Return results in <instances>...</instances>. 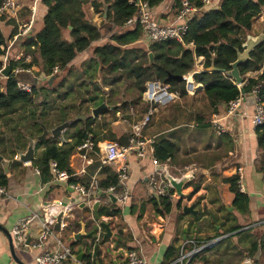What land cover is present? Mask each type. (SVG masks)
I'll return each instance as SVG.
<instances>
[{
  "label": "crops",
  "instance_id": "crops-1",
  "mask_svg": "<svg viewBox=\"0 0 264 264\" xmlns=\"http://www.w3.org/2000/svg\"><path fill=\"white\" fill-rule=\"evenodd\" d=\"M89 1L103 2V0ZM19 2H21V9L18 16L14 18L15 23L18 25V31L19 27L28 21L33 5L35 7V22L47 10L41 0H19ZM172 4L173 0H163L158 5L151 7V18L159 25L171 24L176 16ZM218 4L219 0H210V4L199 9L195 15H198L200 11L216 9ZM89 8L91 22L98 26L101 21L98 23L97 19L98 17L102 18V15L99 12L92 11L91 6ZM23 13H26V18L22 17ZM257 19L264 20V12ZM0 29L3 31L4 36L8 37L13 25L0 18ZM134 45L145 50L148 48V44L143 40L142 35ZM20 50L22 51V49ZM92 57L91 50L79 54L74 62V65L77 66L75 71H83L80 67L86 68L88 63L85 66H82V64ZM195 62L200 67H197L194 63L193 67L186 73L193 72L197 68L199 70L196 73L204 70L203 57H198ZM38 70L35 67L32 73L20 72L16 74V77L18 75L22 77L21 80L17 79V82L28 84L26 81L32 76L34 83L39 81V83H42L44 80L49 79L50 76L47 78L43 74L34 76L33 73ZM257 74L258 72H249L245 77L247 79ZM76 75H79V73ZM97 76H99L98 72ZM80 79H85V72ZM4 80L5 78L0 80V91L3 90ZM98 80L96 78L95 81ZM196 84L197 91L195 94H187L184 97L178 95L176 100L158 108L152 116V119H154L152 128H145L143 132L145 137L153 138L156 141L157 137L165 136L176 143L177 150L171 158H168L165 162H157V164H154L149 157L142 160H137L134 156L129 157L130 170L126 187L130 192V198L123 208L115 205L120 209L118 215L100 217L102 220L109 222L112 231V237L107 241L101 239L103 229L99 230L97 226L92 227V204H87L82 195L68 185H55L51 183L50 176L43 175L42 172L37 175L34 168L40 171L41 169L33 164V161L22 163L16 158L18 151H24L27 146L26 136L35 138L41 135L43 132L42 127L40 134L32 136L36 134L37 128H32L29 124L28 113L0 114V156L9 161L7 173L4 172L0 164V173H3L5 181V184L1 186L5 187L8 195L7 198L0 201V225L11 234L17 220L29 217L32 214L41 216L44 207L48 203L59 200L72 203L71 216H69L71 218L64 217L61 223L62 228L66 222H71L72 231L67 233L54 231L56 237L51 236L44 243V248L37 250L15 247V253L20 261L24 264H35L37 254L58 251L59 246L56 238L62 244L71 247V243L74 242L70 236L71 232L79 231L81 229L80 222L82 221L86 233L95 232L93 239L87 235L82 236L71 247L76 256L83 253L82 262H84L83 256L89 252L93 254L95 247H97L100 251V264H122L125 253L131 249L136 250L144 258L146 264H241L247 258L252 259L253 264H255L254 259L261 254V250L259 248L253 257L248 254V248L252 241L257 239L263 243L264 251V173L258 170L260 152L256 145V134L251 121L252 106L247 100H244L235 116L226 119L224 113L227 105L220 106L217 113L212 111L207 102L198 97L204 86L200 83ZM113 89L116 94L117 89L112 86L97 84L95 90L91 89L90 91L89 88V94L85 96L88 98V96L97 94L98 98L95 102H100L104 98V101L100 104L105 103L107 105L98 117H93L91 113L92 109L98 105L90 107L89 115L96 118L91 124L96 140L114 141L122 144L120 141H124L125 136L128 140L131 125L143 117L146 111H142V109L147 107V104L142 101L137 91L136 94L128 91L126 99H122L123 102H116L117 94H111ZM47 91L44 93H49H46L48 96L50 90ZM39 101L41 102V97L38 98ZM88 103L86 104L88 105ZM123 103L127 104L124 109L120 106ZM115 107H118V109L116 113H113ZM71 111L76 113L77 109ZM214 114H218L221 117L222 124L226 126V132L221 135L216 133L210 122ZM80 115H85L86 118L79 120L84 121L88 117L87 114L82 112ZM68 116L71 117L70 119L76 120V117H72L70 111L67 112ZM200 120L202 123L199 122ZM59 121L57 112L50 113L49 110L47 116L42 118L40 123L51 130L59 125ZM75 126L76 129L71 132L66 131L67 129L63 131L61 134L63 140L59 138L58 140L63 142L67 138V141H70L68 137L82 128L83 124L79 123ZM51 138L55 137L49 133L44 141H50ZM44 141L37 144L41 143L39 155L45 147ZM35 156L37 157L36 150ZM186 166L189 167L187 170L185 169ZM69 167L72 170V178L76 180V183L85 187L90 184L93 177L99 180V184L109 185L116 178L115 165L100 167L96 155H92L87 161H83L77 147L70 156ZM159 167L161 169L157 170ZM238 169L243 170L244 193L249 197V211L234 215L235 208L232 205L234 194L230 191V184L226 179L235 176ZM166 170L174 177L187 175L190 179L182 189V192L186 195L183 198L173 196L170 199L172 203L170 212L160 213L151 200L148 177L153 171L164 173ZM195 186L198 187L196 191H194ZM99 200L101 202L100 206L112 205L107 196L100 195ZM82 202L86 204L83 208L80 207ZM178 204H180V207H177ZM191 205L196 210V215L182 211L183 206ZM38 224L39 221L36 220L30 224L29 242H33L37 238L39 233ZM237 224L243 226V228L251 229L249 235H246V231H244L246 229L243 230V228L226 233L228 229ZM185 225L187 229L186 238L184 239ZM256 231L259 234L261 231V234L259 236L252 235ZM222 236L227 237L222 238L213 247L204 248L197 254L180 260L194 248L204 246L211 240ZM228 237L231 240L223 243L224 239ZM220 244H223V246L218 247ZM171 245L176 248L177 254L169 259L167 258V251ZM0 264H18L11 256L8 239L1 228ZM63 264L75 263L67 260Z\"/></svg>",
  "mask_w": 264,
  "mask_h": 264
},
{
  "label": "trees",
  "instance_id": "trees-1",
  "mask_svg": "<svg viewBox=\"0 0 264 264\" xmlns=\"http://www.w3.org/2000/svg\"><path fill=\"white\" fill-rule=\"evenodd\" d=\"M130 0H103L108 4V13L106 19L101 20L98 26L91 22L89 7L92 11L99 12L102 15L103 2L89 0H41L47 8L45 14L33 24L34 31L26 36H19L13 46V52L22 49L23 57L20 62H11L13 68L20 65L24 68L37 67V75L54 76L51 84L48 80L42 83L35 82L30 85V92H23L17 88L16 75L9 74L0 91V114L9 115L15 112L28 113V121L32 128H37L36 134L41 133L40 120L50 113L57 112L59 124L70 119L67 112L74 109L75 104L79 107L77 113L87 114L86 120H75L69 126H75L79 123L83 127L75 131L68 137L70 141L60 142L58 138H51L45 143L41 154L32 162L37 165L43 175H49L48 162L56 160L61 169L71 173L69 159L74 153L76 147L82 143L88 133H91L96 139L91 124L96 118H92L90 107L97 106L100 102H95L98 95L85 96L90 91L95 90L97 83L93 78L99 73L103 86L118 85L123 80L133 82V87L141 96L145 91V84L149 80H159L170 86L173 92L179 97L187 95L184 81H178L170 77L171 75H184L194 65L198 57L204 58V70L193 75L196 83L204 86L198 97L207 102L208 106L215 113L222 105L234 100L242 92L249 93L253 87L260 85V96L264 101V42L260 43L251 53L248 60L238 65L241 76L244 77L243 85H236L235 81L226 76L231 63L237 57V51H242V43L246 36L252 34L254 21L264 12V0H219L216 9L200 11L198 15L189 22L188 30L182 43L175 40L155 43L148 45L147 50L135 46V42L140 39L142 31L139 25L133 24L130 27H124V22L136 15V7L129 3ZM149 7L158 5L163 0H147ZM182 0H173L172 9L177 14L181 8ZM188 2L201 9L202 0H188ZM1 4V0H0ZM9 23V22H8ZM13 29L8 37L4 36L0 29V46L6 45L8 40L18 34V25L15 20H10ZM192 42V44H190ZM91 50L92 58L82 64L86 68L77 66L74 62L79 54ZM153 54V60L150 62L148 53ZM3 50L0 48V54ZM30 56V61L25 62V58ZM214 64L218 69L208 71L207 68ZM54 66H58L60 71L52 74ZM257 76L247 78L249 72H259ZM85 79H80L84 75ZM79 75H76L78 74ZM92 79V80H91ZM82 80L85 85V92L77 95H70V91L75 87L74 81ZM88 82V85L86 83ZM94 83V84H93ZM50 90V105L44 100L47 97L45 91ZM197 95V94H196ZM41 97V102L38 98ZM68 103H61L65 100ZM40 100V99H39ZM87 102L88 105L86 104ZM59 103H61L59 105ZM59 105V107H58ZM127 104L120 106L125 108ZM41 107V108H40ZM148 107V106H147ZM144 107L142 111H146ZM118 107L112 111L116 113ZM105 112V111H103ZM204 121V120H203ZM202 123V121H199ZM69 127L66 131L69 130ZM256 145L260 152L259 171H264V123L255 129ZM61 143V144H59ZM122 144L127 143V137ZM38 147V145H37ZM177 150L176 143L165 136L156 138L154 145V156L157 162H165L171 158ZM50 176V175H49ZM230 184V191L234 194L232 201L233 207L244 214L249 211V197L241 192L237 184V176L227 178ZM70 183H76L74 178H70ZM115 178L110 185L116 184ZM4 175L0 173V186L4 185ZM109 184H100L101 188L110 186ZM194 187V191L197 190ZM173 193V189H171ZM158 212L169 213L172 203L168 198H151ZM177 207H180L178 204ZM120 213V209L115 205H102L98 208V215L113 217ZM139 218V216H138ZM243 228L237 224L227 230L230 233ZM246 235H249L251 229H246ZM221 235V234H219ZM217 235V236H219ZM216 236V237H217ZM102 239V237H101ZM102 241H107L102 239ZM75 243H71V247ZM260 248L261 254L254 259L255 264H264L263 243L254 239L248 248V254L255 256ZM167 258L175 257L176 248L170 246L167 251ZM100 251L95 247L93 254L90 252L83 256L85 264H100Z\"/></svg>",
  "mask_w": 264,
  "mask_h": 264
},
{
  "label": "built area",
  "instance_id": "built-area-1",
  "mask_svg": "<svg viewBox=\"0 0 264 264\" xmlns=\"http://www.w3.org/2000/svg\"><path fill=\"white\" fill-rule=\"evenodd\" d=\"M129 3H132L136 7L137 11L135 16L128 18L124 22V27H130L131 25L137 23L142 31L143 40L148 45L169 40H175L182 43L188 30L189 22L199 11V8L191 5L188 0H182V6L179 12L176 14L175 20L168 25H159L151 18L150 7L147 0H130ZM202 3L203 7L207 6L210 4V0H202ZM20 9L21 5L19 0H1L0 17H5L7 19L16 18L20 12ZM34 22L35 7L33 5L31 7V15L28 21L19 27L18 34L12 39L8 40L6 45L0 46V48L3 50V53L0 55V80L6 78L2 74V71L7 66H10V63L20 62L21 58L23 57L21 50L13 52V46L19 36L23 37L29 35L32 32ZM190 44H192V42ZM29 61L30 56H27L25 58V62L28 63ZM197 62H195L196 66ZM198 70L199 69L197 68L193 72L182 75V81H184L187 94L193 95L197 91V84L193 79V75L198 72ZM32 71V68H24L20 65H17L11 68L10 73L16 75L20 72L32 73ZM59 71L60 69L58 66H54L52 69V74H57ZM260 72L261 71L258 73ZM48 77L49 76H47V78ZM259 87L260 85H257L253 87L249 93H241L234 100L228 102L224 117L226 119L233 118L237 113L241 103L244 100H247L251 104L253 110L251 121L254 130L261 126L264 123V101L260 96ZM17 88L23 92H30L31 90L29 84L21 82H17ZM177 98L178 94L173 92L168 84H165L159 80H149L145 84V91L141 94L142 101H144L148 106L147 110L140 120L134 122L131 125L126 144H119L118 142L107 140L98 141L91 133H88L82 143L77 146V151L79 152L80 158L83 161H87L92 155H96L100 167L115 165L117 179L116 184L110 185L106 188H101L99 180L96 177L92 178L90 184L87 187L81 186L78 183H70L69 180L72 178L73 174L67 172L65 169H61L56 160H50L48 162V171L51 183L55 185H68L70 188L81 194L85 202L89 205L99 200L101 193L113 194L116 198V205L120 208H123L130 198V192L126 187V181L129 178L130 170L129 157L134 156L137 160H142L149 157L154 164H157V160L153 153L155 141L153 138L145 137L143 132L150 123V120L156 113L157 109L167 105ZM210 122L218 135L226 132V126L222 124L221 117L218 114H214ZM188 168L189 167L187 166L185 167L186 170ZM34 172L37 175L41 174V171L37 168H34ZM235 175L237 176L238 188L244 193L245 185L243 181V170L238 169ZM148 186L149 194L151 196H155L156 198L171 199L174 196V193H171L172 188L170 184L164 178V173L161 171H153L149 175ZM7 196L8 195L5 187L0 186V201L4 198H7ZM71 210L72 203H65L59 200L54 203H48L44 207L41 216L32 214L29 217L17 220L16 224L11 230L14 246L17 248L24 247L29 250L44 248V243L51 236L56 237L53 226L57 214L62 211V218H68L71 216ZM35 220L37 222L39 221L38 236L33 242H27L30 224H32V222ZM56 241L59 246V250L52 253L43 252L37 254L35 256V264H63L67 260H70L75 264H85L84 262L77 259V256L73 253V250L70 246L62 244L58 238H56ZM217 243V240L213 239L204 246L194 248L188 255L182 257L180 260L182 261V259L185 257L195 255L204 248L213 247ZM122 264H146V262L136 250L131 249L125 253L124 262ZM241 264H253V260L247 258Z\"/></svg>",
  "mask_w": 264,
  "mask_h": 264
},
{
  "label": "water",
  "instance_id": "water-1",
  "mask_svg": "<svg viewBox=\"0 0 264 264\" xmlns=\"http://www.w3.org/2000/svg\"><path fill=\"white\" fill-rule=\"evenodd\" d=\"M107 13H108V4L104 3L103 4V8H102V19H106L107 17ZM94 24V23H93ZM96 25V24H94ZM34 31V28L32 30V32ZM264 42V32L259 33L257 35L254 34H249L246 36L245 41L242 43V51H237V57L235 59L234 62L231 63V69L229 71H227L225 74L227 77L233 79L235 81L236 85H243L244 84V77L241 76L239 69H238V65L241 63H244L246 60L249 59L250 57V53L260 44ZM148 58L150 60V62L153 60V54L150 52L148 53ZM208 71H216L218 70L213 63H211V65L207 68ZM11 71V67L7 66L3 71L2 74L7 77L10 74ZM170 77L177 79L178 81L182 80V76L180 75H171ZM54 79V76L49 77L48 83L51 84L52 81ZM244 93V92H242ZM107 107V105L105 103H101L100 105H98L97 107L93 108L91 113L93 117H98L99 113L105 109ZM86 116L83 115H78L76 117V120L79 119H85ZM73 119H69L66 120L62 123H60L59 125L55 126L54 128H52L51 130H48L46 128L45 125H41L43 132L41 135L32 138L29 136H26V140H27V146L25 148L24 151L19 150L17 153V159L18 161L22 162V163H30L32 161L35 160L36 156H35V150H36V146L40 141H44L47 138V135L50 133L53 137L55 138H59L60 140H63V136L61 135L63 131H65L72 123H73ZM25 134V133H24ZM0 164L4 170L5 173L8 172V167H9V161L7 159H4L2 156H0ZM161 168L159 167L157 170H160ZM164 178L168 181V183L170 184L171 188L173 189V193L174 196L177 198H183L186 194L182 192V189L184 187V185L186 184V182L190 179L189 176L187 175H182L180 177H174L172 176L167 170L164 171ZM101 196H107L112 205H116V198L113 194H105V193H101ZM101 202L100 200H97L95 202L92 203V227L94 228V226H97L98 229H103V233H102V239H109L112 237V231L110 229V225L109 222H106L104 220H102L100 218V216L98 215V208L100 206ZM85 202L81 203V208H83L85 206ZM183 212H188V213H192L193 215H196L197 212L196 210H194L193 206H183L182 208ZM62 211L59 212L57 214V216L55 217V223L53 226V229L55 232H60V231H64V233H67L69 231H72V223L71 222H66L64 224V227L61 228V223H62ZM81 225V229L77 232H71V238L73 239L74 242H78L82 236H88L89 238L93 239L94 237V231L86 233L85 232V225L84 223L81 221L80 222ZM0 228L3 230V232H5L6 237L8 239V243H9V249H10V253L11 256L13 257V259L18 263V264H24L22 261H20V259L17 257L16 253H15V246H14V242H13V237L12 235L5 230L1 225ZM186 229L187 226H184V239L186 238ZM246 228H243V230ZM228 236V235H227ZM227 236H222L220 238H217V242L220 241L222 238L227 237ZM98 240V239H97ZM30 241V238L27 239V242ZM82 255L83 253L79 254L77 256V259L79 261H82ZM99 264V263H96Z\"/></svg>",
  "mask_w": 264,
  "mask_h": 264
},
{
  "label": "rangeland",
  "instance_id": "rangeland-1",
  "mask_svg": "<svg viewBox=\"0 0 264 264\" xmlns=\"http://www.w3.org/2000/svg\"><path fill=\"white\" fill-rule=\"evenodd\" d=\"M20 5H21V2H20ZM25 15H26V13H23V16L22 17H24V18H26L25 17ZM2 20H5L6 21V23H10V20H13V19H7V18H3V17H0ZM98 23L102 20V18L101 17H98ZM261 32H264V20H262V21H260V20H258V19H256L255 21H254V24H253V32H252V34H254V35H257V34H259V33H261ZM33 75L34 76H37V73L36 72H34L33 73ZM44 78V77H43ZM96 78H98L99 80L96 82L95 80H96ZM17 79L18 80H21L22 79V77L20 76V75H18L17 76ZM92 80V79H91ZM39 81V80H38ZM81 81L82 80H76V81H74V88L70 91V95L72 96H74V95H77L78 93H80V92H85V85H84V83H81ZM93 81L95 82V83H97L98 85L99 84H102L101 83V78L99 77V76H95V78H93ZM23 82V81H22ZM40 82V81H39ZM26 83H28L29 85H32L33 83H34V80H33V76H32V78H30L29 80H27L26 81ZM94 84V83H93ZM86 85H88V82L86 83ZM119 85V86H118ZM118 85H114V86H112L113 88H115V89H117V98L115 99V101L116 102H118V101H120V102H123L122 101V99H126V97H127V94H128V91H130V92H132V94H136V90H135V88L133 87V83H131L130 81H128V80H123V81H121ZM48 92V91H47ZM46 92V93H47ZM50 92V91H49ZM115 94L114 93V89L112 90V92H111V94ZM47 94H49V93H47ZM115 94V95H116ZM114 97V96H113ZM51 98H53V97H50V95H48L47 97H46V100H44V102H47V104L48 105H50V99ZM114 99V98H113ZM69 101L66 99L64 102H61V103H68ZM61 103H59V105L61 104ZM59 105H58V107H59ZM73 107H75L76 109H78V105L77 104H75V106H73ZM74 108V109H75ZM159 108H161V107H159ZM70 114L72 115V117L73 116H75V117H77L78 115H80V113H74V111H71L70 110ZM69 120V119H68ZM153 120L154 119H152L151 118V120H150V123L148 124V128L149 127H151L152 125H153ZM146 127V128H147ZM152 128V127H151ZM76 129V126H72V127H69V132H71V131H73V130H75ZM41 143L38 145V147L36 148V155L38 156L39 155V152H40V150H41ZM258 161H259V159H258ZM258 166V165H257ZM259 170V169H258ZM246 172V171H245ZM263 173H264V171H262ZM227 209V208H226ZM227 211H229V209H227ZM232 213V212H231ZM237 213H240L238 210H234L233 211V214L235 215V214H237ZM264 233V232H263ZM262 233V234H263ZM260 234H261V231H260ZM257 231H256V233L254 232L252 235H255V236H259L260 235ZM231 240V238L230 237H228V238H225L224 239V241H223V243H225V242H229ZM221 246H223V244H220L218 247H221Z\"/></svg>",
  "mask_w": 264,
  "mask_h": 264
}]
</instances>
